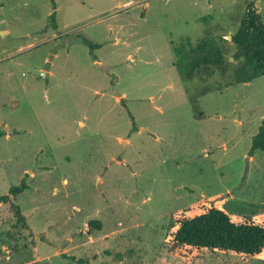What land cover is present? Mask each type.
Listing matches in <instances>:
<instances>
[{
    "label": "rangeland",
    "instance_id": "obj_1",
    "mask_svg": "<svg viewBox=\"0 0 264 264\" xmlns=\"http://www.w3.org/2000/svg\"><path fill=\"white\" fill-rule=\"evenodd\" d=\"M251 2L264 26V0H0V196L24 183L27 225L0 204V264H264L167 243L210 208L264 228V77L234 82L226 38ZM203 40L231 65L183 80Z\"/></svg>",
    "mask_w": 264,
    "mask_h": 264
},
{
    "label": "trees",
    "instance_id": "obj_2",
    "mask_svg": "<svg viewBox=\"0 0 264 264\" xmlns=\"http://www.w3.org/2000/svg\"><path fill=\"white\" fill-rule=\"evenodd\" d=\"M231 41L239 50L234 58L242 57L245 61L235 71L234 82L246 83L257 77H264V26L252 2L247 5ZM83 44L91 50L98 47L86 41ZM173 53L175 66L183 80L194 76L210 78L219 70L225 72L227 66L231 65L220 54L216 43L207 40L196 45L185 42L180 48H175ZM1 136L3 133H0ZM257 150L264 152V118L252 139L248 156L251 157ZM25 188L24 183L12 187L8 195L0 196V204L9 205L17 222L22 223L26 229L21 210L13 202V198ZM176 225L167 240L168 252L176 258L221 253L248 259L258 256L264 250L262 226L251 222L235 223L227 213L218 208H210L202 214L183 218ZM88 226L99 230L100 222L92 220L88 222Z\"/></svg>",
    "mask_w": 264,
    "mask_h": 264
},
{
    "label": "water",
    "instance_id": "obj_3",
    "mask_svg": "<svg viewBox=\"0 0 264 264\" xmlns=\"http://www.w3.org/2000/svg\"><path fill=\"white\" fill-rule=\"evenodd\" d=\"M227 38V40H231V37L230 36H227L226 37ZM232 60V59H231ZM47 76V73H46V71H44V72H42V77H46Z\"/></svg>",
    "mask_w": 264,
    "mask_h": 264
}]
</instances>
